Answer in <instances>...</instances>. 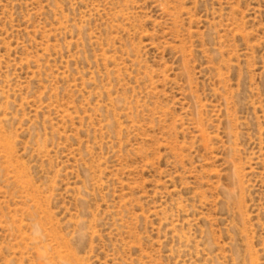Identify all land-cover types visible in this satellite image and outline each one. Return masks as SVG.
Listing matches in <instances>:
<instances>
[{
	"label": "rangeland",
	"instance_id": "obj_1",
	"mask_svg": "<svg viewBox=\"0 0 264 264\" xmlns=\"http://www.w3.org/2000/svg\"><path fill=\"white\" fill-rule=\"evenodd\" d=\"M0 264H264V0H0Z\"/></svg>",
	"mask_w": 264,
	"mask_h": 264
}]
</instances>
